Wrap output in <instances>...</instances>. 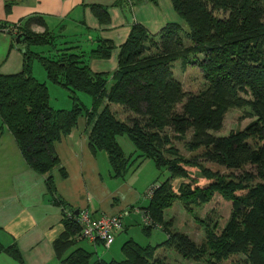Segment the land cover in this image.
<instances>
[{
	"label": "trees",
	"instance_id": "1",
	"mask_svg": "<svg viewBox=\"0 0 264 264\" xmlns=\"http://www.w3.org/2000/svg\"><path fill=\"white\" fill-rule=\"evenodd\" d=\"M124 1L88 6L102 29H108L110 7L122 6ZM170 2L187 27L172 21L152 33L135 21L119 46L97 35L91 50L73 41L58 47V36L48 29L44 15L34 14L15 24L0 21V30L13 40L19 34L26 36L20 43L23 69L14 74L0 72V137L8 130L29 166L47 175L46 189L53 204L68 207L58 195L52 174L60 165L54 146L71 133L81 117L90 125L91 151L107 153L113 178L125 179L131 168L138 169L146 159L170 172L166 180L150 188L152 195L142 207L143 232L150 236L154 229L162 228L167 234L162 243L142 245L127 239L121 246V260H107L84 247L70 251L82 230L73 211L66 215L65 230L53 243L63 263L162 264L158 249L165 248L204 264H264V0ZM33 25L44 31L36 32ZM33 46L48 49L38 51ZM116 49L115 70L91 68L92 59H110ZM35 60L41 62L50 83L71 92L70 109L51 106L49 85L33 75ZM177 61L183 71L201 69L204 85L197 93L185 90L175 75ZM110 78L113 82L108 85ZM78 92L91 96V106L79 99ZM116 105L127 114L125 119L113 109ZM233 107H249L254 119L244 129L216 135ZM124 134L136 148L135 157L134 153L126 155L118 140ZM174 140H184L186 149L197 153L183 155ZM203 161L230 171L212 170ZM192 167L209 180L207 185L198 184ZM60 170L66 177V170ZM176 179L180 180L177 188L173 185ZM215 194L232 203L231 216L222 228L217 221L201 219L195 213V207L210 202ZM177 200L203 226L201 242L175 229L173 219L166 218V209ZM120 217L123 222V215ZM0 253L25 264L16 243L5 246L0 240Z\"/></svg>",
	"mask_w": 264,
	"mask_h": 264
},
{
	"label": "crops",
	"instance_id": "2",
	"mask_svg": "<svg viewBox=\"0 0 264 264\" xmlns=\"http://www.w3.org/2000/svg\"><path fill=\"white\" fill-rule=\"evenodd\" d=\"M115 1L0 0V21L15 24L23 18L40 14L45 16L47 27L52 32L53 27L57 25L65 30L68 23H71L90 31L93 34L91 41L95 36L101 35L112 39L119 46L131 30L132 22L125 20L126 13L133 18V22L143 23L152 33L159 31L167 20L164 17H155L156 12L151 19L146 20L145 16L138 15L139 9L135 6L141 0H127L122 6L110 7L112 22L108 29H102L88 4L111 5ZM7 4H10L9 12L6 11ZM170 8L172 9L171 2ZM150 20L155 21V30L148 26L150 22H147ZM32 28L36 32L44 31V27L39 25H33ZM22 49L21 44L13 40L11 34L0 30L1 73L14 74L23 69ZM115 51L110 59H92L91 68L94 71L115 70L118 63V54L115 55ZM90 130L88 120L81 117L71 133L54 146L60 165L53 169L52 174L56 179L58 195L68 203L66 209L50 201L45 183L47 175L40 174L29 166L14 136L5 129L0 137V240L5 246L16 243L23 254L25 264L63 263L56 256L53 243L65 230L64 220L69 213L76 210L86 211L92 218L125 215L129 207L141 201L142 192L136 186L134 176L130 179L113 178L110 175L107 153L99 151L94 154L91 151ZM60 167L66 170V177L61 175ZM126 229L123 225L122 231ZM122 231L117 233L110 247L115 244ZM76 240L70 251L77 247L86 248L83 243L85 240L98 254H109L102 243L95 244L80 235ZM102 245L105 248L100 250ZM13 261L7 253H0V264H16Z\"/></svg>",
	"mask_w": 264,
	"mask_h": 264
},
{
	"label": "rangeland",
	"instance_id": "3",
	"mask_svg": "<svg viewBox=\"0 0 264 264\" xmlns=\"http://www.w3.org/2000/svg\"><path fill=\"white\" fill-rule=\"evenodd\" d=\"M139 10H137L138 15L145 16L146 20L151 19L153 14L155 13V17L167 18L166 22H179L187 27L184 19L179 16L173 9L170 8V0H157V3L152 0H141L139 3L135 4ZM160 12V13H159ZM130 13L133 12L130 10ZM127 18L125 20H130L133 23V18L126 13ZM150 22V24H148ZM165 22V23H166ZM150 29L155 30V21L150 20L147 22ZM68 28L63 29L60 25L53 27V32L58 36L56 39V43L58 47L64 46L63 42L73 41L74 43L83 44L84 48L87 50H91L95 47V43L91 41V36L93 34L90 33L86 28H82L71 23H68ZM161 29V28H160ZM52 31V30H51ZM114 33H111V35ZM64 35V37H61ZM34 50H47L48 47L43 46H33ZM118 50V49H117ZM115 51V55L118 54V51ZM34 76L40 81L47 82L50 88V104L54 109H70L72 107V100L70 98L71 92L66 88L58 85L50 83L47 79L46 72L39 60H35L33 63ZM175 75L178 79L181 80L185 90L193 93H197L204 85V78L200 68H188L186 71H183L180 65V62L177 61L175 63L174 68ZM113 80L110 78L109 84L111 85ZM79 99L88 106L92 104V98L89 94L85 92H78ZM113 109L117 111L119 117L125 119L127 114H125L123 108L121 106H113ZM249 112H251L249 107L244 108H230L225 115V120L223 123V128L216 132V135H228L231 131H236L238 129H244L253 119ZM2 124L0 118V126ZM191 136V133L188 134V138ZM120 144L122 145L126 155H130L134 153L135 157V146L129 137L124 134L118 137ZM175 145L180 149L181 153L187 157L193 156L197 152L188 151L185 147V141L174 140ZM204 166L211 168L212 170H220L221 172H229L225 167H221L217 164L203 161ZM142 166V167H141ZM138 169L134 170L131 168L127 174V178H134L136 186L142 192L141 201L135 205L131 206L127 209L123 215V222L127 229L122 231L116 238L115 244L110 247V249H105L109 254H101L105 259L111 260H121L123 259V253L121 251L122 244L130 238H134L142 245H158L162 243L166 238L167 234L163 231L162 228H156L152 231L150 236L146 235L142 227L144 225L142 219V207L148 204L147 192L150 187L156 183H160L166 180L170 172L166 167L157 168L155 163L151 159H146L143 165H141ZM191 172L198 177V184L200 186H205L209 182V180L200 173H198L197 168H189ZM238 173V172H236ZM180 180L176 179L173 182L175 188L178 187ZM232 211V203L224 199L220 194H215L212 200L204 205H200L199 207H195V213L199 215L201 219L211 218L214 221H217L219 226L222 228L231 216ZM167 219H173V226L175 229L184 231L188 235H190L197 242H201L205 238V231L203 226L197 221L193 214H190L184 207L181 201L177 200L173 204L172 207L166 209L165 211ZM124 239V241H123ZM84 245L90 251L93 250V247L88 244L87 241L84 240ZM100 250L105 248L103 245L99 247ZM106 252V253H107ZM158 252L160 253L161 258H163L162 264H204V262H196L192 260H187L181 257L172 249L159 248ZM103 253V252H102ZM115 253V254H114ZM10 256V255H9ZM11 257V256H10ZM12 258V257H11ZM16 264L20 262L12 258ZM5 264V263H4ZM22 264V263H20ZM57 264H67L58 262Z\"/></svg>",
	"mask_w": 264,
	"mask_h": 264
},
{
	"label": "built area",
	"instance_id": "4",
	"mask_svg": "<svg viewBox=\"0 0 264 264\" xmlns=\"http://www.w3.org/2000/svg\"><path fill=\"white\" fill-rule=\"evenodd\" d=\"M151 189L147 192L146 197H151ZM69 213L68 216H71ZM79 223L82 225L80 233L81 238H85L95 242L96 240L103 241L104 246L109 249L113 244L118 232L123 228V222L120 215L106 216L100 218H92L86 211L79 212L77 215Z\"/></svg>",
	"mask_w": 264,
	"mask_h": 264
},
{
	"label": "water",
	"instance_id": "5",
	"mask_svg": "<svg viewBox=\"0 0 264 264\" xmlns=\"http://www.w3.org/2000/svg\"><path fill=\"white\" fill-rule=\"evenodd\" d=\"M25 38H26V36H23V35L19 34L16 37V42L19 43V44L23 43L26 40ZM75 214L78 215L79 214V210H76Z\"/></svg>",
	"mask_w": 264,
	"mask_h": 264
}]
</instances>
